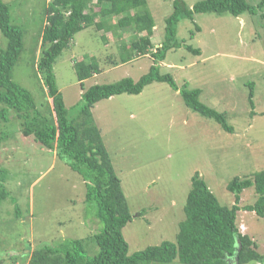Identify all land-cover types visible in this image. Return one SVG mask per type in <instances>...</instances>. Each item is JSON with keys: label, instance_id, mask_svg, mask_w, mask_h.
I'll return each instance as SVG.
<instances>
[{"label": "rangeland", "instance_id": "obj_1", "mask_svg": "<svg viewBox=\"0 0 264 264\" xmlns=\"http://www.w3.org/2000/svg\"><path fill=\"white\" fill-rule=\"evenodd\" d=\"M3 1L10 7L13 24L25 34L24 52L13 79L31 92L36 104L51 103L35 64L46 9L52 0ZM185 1L192 7L201 0ZM260 1L247 0L251 5ZM147 2L155 21L152 43L157 48L164 40L165 20L173 11V2ZM110 21L116 23L117 18ZM115 31L87 28L76 34L58 57L54 73L69 111L81 99L74 70L78 61L96 57L101 68L100 74L84 82L85 88L124 78L137 81L148 73L153 64L151 54L122 64L121 45L129 44L134 32ZM177 38L199 49L200 54L184 46L169 51L160 63L161 73L171 74L180 89L185 84L189 89H200V100L226 113L234 131L224 130L214 119L187 107L180 94L163 82H153L139 95L122 94L94 106V123L122 181L132 214L123 229L130 256L163 242H176L196 173L222 206L231 207L236 196L228 190L230 182L264 171V8L257 15L239 17L196 14L194 21L179 23ZM6 43L0 32V49ZM9 119H0V136L4 137L0 169L6 172L9 193L0 203V257H16L17 262L6 258V264H28L29 259L20 254H26L28 248L57 246L71 239L81 241L87 255L94 257L99 248L93 236L102 226L85 202L82 177L33 137H24L13 112ZM257 199L254 187L243 191L237 224L264 254V217L242 209ZM169 264L182 263L176 260Z\"/></svg>", "mask_w": 264, "mask_h": 264}, {"label": "trees", "instance_id": "obj_2", "mask_svg": "<svg viewBox=\"0 0 264 264\" xmlns=\"http://www.w3.org/2000/svg\"><path fill=\"white\" fill-rule=\"evenodd\" d=\"M171 1L173 11L165 20L164 40L157 48L152 43L155 21L147 0L50 1L35 72L41 76L51 103L46 101L38 105L31 92L13 79L14 68L24 52L25 34L20 26L13 24L9 5L0 0V32L7 40L5 48L0 49V105H3L0 119L9 122L13 112L24 137H33L82 177L86 186L85 202L94 209V217L102 226L93 236L99 248L94 257L87 255L81 241L71 239L57 246L28 248L26 254L20 253L21 257L29 259L28 264H169L176 260L182 264H264V254L258 251L257 243L243 234L237 224L240 195L250 187L255 188L258 199L242 209L264 217V171L230 182L228 190L236 196L231 207L222 206L205 180L196 173L185 204L186 218L179 224L176 242H163L129 255L123 229L132 220V214L122 181L94 123L92 109L102 100L122 94L139 95L153 82H163L180 94L187 107L233 132L226 113L203 103L200 89H189L187 84L180 89L171 74L161 73L160 63L169 51L183 46L195 55L200 54L199 49L178 40V25L182 20L194 21L195 15L201 13L234 17L257 15L264 8V0L257 5L247 0H201L192 7L185 0ZM114 18H117L116 23H111ZM90 27L106 33L132 29L134 36L129 44L121 45L122 64L149 54L153 64L137 81L124 78L85 88V81L101 73L99 62L91 57L88 61L74 63L82 93L78 104L69 111L56 81L54 64L75 35ZM197 29L199 31L200 27ZM253 94L252 89V105ZM3 140L0 136V144ZM5 181L6 172L0 169V203L9 197ZM6 258L17 262L15 256ZM6 258L0 257V264H6Z\"/></svg>", "mask_w": 264, "mask_h": 264}, {"label": "built area", "instance_id": "obj_3", "mask_svg": "<svg viewBox=\"0 0 264 264\" xmlns=\"http://www.w3.org/2000/svg\"><path fill=\"white\" fill-rule=\"evenodd\" d=\"M241 229L243 230L244 228L241 226Z\"/></svg>", "mask_w": 264, "mask_h": 264}, {"label": "bare ground", "instance_id": "obj_4", "mask_svg": "<svg viewBox=\"0 0 264 264\" xmlns=\"http://www.w3.org/2000/svg\"><path fill=\"white\" fill-rule=\"evenodd\" d=\"M241 226L243 227V224ZM243 228H245V227H243Z\"/></svg>", "mask_w": 264, "mask_h": 264}, {"label": "crops", "instance_id": "obj_5", "mask_svg": "<svg viewBox=\"0 0 264 264\" xmlns=\"http://www.w3.org/2000/svg\"><path fill=\"white\" fill-rule=\"evenodd\" d=\"M242 225V224H241ZM243 226H244V224H243Z\"/></svg>", "mask_w": 264, "mask_h": 264}]
</instances>
